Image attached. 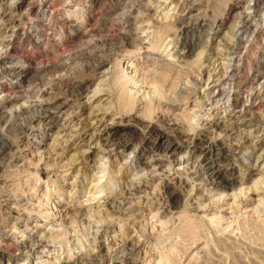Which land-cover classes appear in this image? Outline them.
Masks as SVG:
<instances>
[{
  "label": "rangeland",
  "instance_id": "obj_1",
  "mask_svg": "<svg viewBox=\"0 0 264 264\" xmlns=\"http://www.w3.org/2000/svg\"><path fill=\"white\" fill-rule=\"evenodd\" d=\"M21 1L0 0V21H5L11 14L21 18L20 26L15 32L16 46L14 45L11 54L21 59L28 71L12 94L18 100L0 104V245L3 250L24 254L26 264H54L52 262L56 258H59L56 259L57 264H67L75 256H79L80 260L86 263V256L93 249L96 252L93 264H112L113 261L115 264H126L127 256H131L141 264H264V107L258 111L259 116L253 124L247 127L252 137L249 144L236 148L234 155L232 154L235 157L232 161L236 163L235 176L241 174L249 177L242 187H256L260 190V195L256 201L251 202L249 211L239 208L233 212L217 213L211 210L206 212L210 214L209 218L202 217L205 212H196L195 203L192 202L198 199L209 203L218 200L221 196L227 199L231 190L228 195L227 191H215L205 180L201 169L195 173L189 168V164L179 165L184 159H188L190 153L187 151L177 152L171 158L177 157L171 167L167 166L166 161H163V164H166L172 176H175L174 173L179 166L182 168L187 166L189 169L185 170L189 171L190 182H186L183 178L186 182L182 183L183 187L182 184H175L176 186L169 184V180L163 183L155 180L151 188L155 191L156 197V194H167L166 189L174 192L167 199H161L160 202L155 199L158 202H151L152 207L155 208L154 212H150L148 203L146 206L150 210L135 211L134 209L141 203L137 195H132L133 198L114 199V207L118 209L127 206L126 212H105L101 205L111 200L110 192H119L123 188L119 183L120 178L125 181L126 188H132L139 182L149 181V172L142 169L134 152H130V147L116 156H98L95 162L89 164L78 161L75 167L67 170L68 165L66 167L64 163L66 157L60 158L59 154L62 152L61 147L65 140L74 133L76 125H71L70 128L73 122L66 120L58 126L48 128L51 116L59 117L60 111L55 106L47 107L48 101L53 102L56 97H62L65 104L61 110H66L65 116L71 117L79 111L86 100L90 104L89 102H92L96 96L105 97L106 94H101L103 90L99 91L100 89L105 88L112 93L113 84L111 86V82L101 81L103 76L100 71L103 69L92 71L91 66L96 65L94 59L117 57V52L120 53L124 49L121 39L129 35L143 38L141 49L133 52L135 62L141 65L147 55L144 53L146 50L157 52L159 55L165 53L169 39H173L172 45L178 46V50L181 46L191 44L194 51L191 52L189 62L199 56L203 59L199 58L201 60L192 66L189 77L193 78L189 80L194 79L195 81H191L199 83L200 75L205 72V66H208V62L204 60L207 54L219 49L218 47L228 48L224 49V52L231 48L235 49V46H238L236 36L238 30L242 32L241 36L247 34L249 38L251 35L249 29L247 31L244 29L245 26L242 27L244 19L235 20L231 15L236 11L240 15L249 13L247 8L255 0H23L20 6ZM259 1L261 4L264 3V0ZM233 7L235 11L232 10ZM243 10L245 14L241 13ZM197 18L201 19L198 21ZM262 25L260 34L257 35L258 41L256 37H250L249 44L245 43L241 46L242 51L250 48L249 62H251L249 70L247 69L245 73H250L258 50L263 51L264 22ZM2 26L0 29L3 28ZM26 26L29 29L36 26L35 28L45 34L47 40L37 44V36L34 35L30 39H23V34L29 30ZM6 34L12 33L10 31ZM220 37L227 45L217 46L215 38ZM182 41L184 43H180ZM125 48L135 49L129 46ZM223 57L222 60L225 59V63H228V56ZM121 66L125 67L123 70L129 71L126 63H121ZM91 76L93 80L89 88L85 86L83 90H77L76 86ZM142 79L135 85H129L133 93L144 82L147 83V80L142 83ZM205 79L206 74H203V80ZM261 81L263 83L264 79ZM195 83L190 84L191 91L195 92L190 100L198 99L201 104L192 103L191 109L188 108L186 111L193 126L199 127L203 116L207 117L211 107L207 104L202 105L207 99L204 90L206 88L201 84L196 87ZM250 83L249 80L245 85L234 84L231 86V91L241 88L243 94L242 91L248 89ZM150 84L149 86L153 85L152 81ZM144 87L147 88V85ZM96 92L98 94L93 96ZM79 93L81 95L78 97ZM227 99L225 96V99L220 101L222 111L228 105ZM176 104H173L175 108L170 109V112L173 115L183 114L181 108L187 105ZM45 108H48L47 112ZM158 110L157 113L161 112V108ZM182 114L178 115L179 118L183 117ZM224 114L225 112L220 116ZM131 116L134 120L131 119L133 123L128 122V125L133 124L138 127L130 135H133V140L137 141L143 135L140 128L148 123V119L143 120L142 117L132 114L126 119ZM123 127L127 128V126ZM255 128L260 133L254 132ZM121 134L123 133H118L115 137L122 138ZM259 138L263 139L261 144ZM74 144L75 142L72 143ZM225 153L227 155V151ZM228 159H222V163L230 162V158ZM259 165L263 172L253 174L252 171ZM159 173V170L155 171V174ZM185 174L183 176H186ZM92 182H97L98 185L92 188V191L104 189L103 192H99L100 194L96 193L95 197L94 195L90 197L92 191L88 192ZM157 182L159 184H156ZM235 186L238 188L239 184ZM148 196L154 195L149 193ZM192 198L196 199L192 200ZM137 201L139 204L135 205ZM185 204L188 206V212H173L177 207ZM79 205L85 207L88 205V207L80 213L75 212L74 209ZM96 208L99 211L103 210L95 211ZM188 223L196 226L194 237L183 231ZM127 231L133 234L134 241L139 239L142 246L139 253H134V256L128 253L130 244L127 240L130 234ZM9 237L10 240L15 238L25 245L19 247L5 245V239L9 240ZM100 242L104 244L101 252L96 251V245ZM39 244L41 245L36 251L28 247ZM156 257H160V261H155ZM0 263L4 264L1 258Z\"/></svg>",
  "mask_w": 264,
  "mask_h": 264
},
{
  "label": "bare ground",
  "instance_id": "obj_2",
  "mask_svg": "<svg viewBox=\"0 0 264 264\" xmlns=\"http://www.w3.org/2000/svg\"><path fill=\"white\" fill-rule=\"evenodd\" d=\"M22 1L20 2V6H22L23 4ZM175 1H179V0H175ZM236 7L238 6L236 5ZM247 9H248L247 12L249 13H246L245 10H243L241 11V13L244 12V14L245 13L246 14L240 15L236 11V13L234 12V15H231V17L233 19L235 18V20L236 19L238 20V18L244 19L242 23L244 25H242V27L245 26L246 28L244 29H246L247 31L249 29V34H251L249 38L256 37L257 39V35L260 34V31L263 26L262 23L264 22V12H263L264 3L261 4L259 0H255V2L251 6H249V8ZM232 10L235 11V8L233 7ZM198 19L199 18H197V20ZM20 20L21 18L19 19L14 14H11L9 18H7L5 21L3 20L0 21V26L3 25L2 26L3 28L0 29V63H1L0 65L1 66L0 67V104L4 102H8V101L16 102L18 100L17 98L13 97L12 94L14 91H16V88L18 87L17 85L19 84L20 81H22L26 77V74L28 72L27 69L25 68L23 61L21 59L13 57L14 55L12 56L11 54L14 49V45H15V36H16L15 32L18 30L20 26V23H19ZM224 24H225V20H224ZM35 27L30 28V29L27 27L29 30L26 31L25 34H23V39H30L32 35H34L35 37L37 36L36 43L42 44V42L47 40L46 36L40 29L35 28ZM10 31L12 34L10 35L6 34ZM238 32L239 33L236 34L238 46L234 45L236 47L235 49L231 48V50H225L224 52V49H228V48L218 47L219 49H216L214 51L212 50L210 54H207L205 56L204 60L208 62V66H205V69H204L205 72L204 73L202 72V74L200 75L201 78L199 77L200 78V80H198L199 83H195L191 81L194 79L189 80L190 78H193V77H189L190 76L189 73L192 72L190 71V69H192L193 68L192 66H194L197 62H199V60L203 59L202 57L199 56L194 61L189 62L191 58V54H192L191 52L194 51L192 49L191 44H189V46L188 44L181 46L180 50H178L177 49L178 46L172 45L173 39H169V41L166 43L165 53H160L159 55V53L157 52H153V51L151 52L150 50L148 51L146 50L144 53H147V55L144 57L145 60H144L143 65H141L135 62L136 59H135L134 53L141 49L140 46L143 43V38L135 37L134 35H133L134 37L132 35L125 36L123 37V39H121L124 49L121 50L120 53L117 52V55H118L117 57L113 56L115 57L114 59L111 57L94 59V61L96 62V65L91 66L92 71L98 70V68L103 69L100 71L103 76V79L101 81L104 80V82L106 81L107 83L109 81V83L111 82L110 83L111 86L113 84L112 93L110 92V90L108 92V90H106L105 88L100 89L99 91L103 90L102 91L103 93L101 94H106L105 97L102 98L101 95L96 96L92 100V102L91 101L89 102L90 104H88L87 103L88 100H86V102L82 104L79 111L71 117H66L65 114L67 111L61 110L65 104L62 97H58V98L56 97L53 100V102L52 100L47 102V107L55 106L56 108H59L58 110L60 111V114L58 115L59 117L55 118V116H51L50 125H49L50 127L48 128H52L53 126H56V125L58 126L59 123H62V122L64 123V121L66 120H68V122H71V123L73 122V124H70V128H71V125L73 126L76 125L75 127L76 129H74V133L70 135V138L65 140V143L62 145V147L61 145L59 146V148L60 147L62 148V152L59 154V156L60 158L66 157L65 158L66 160L64 163L66 167L68 165L67 170H70L71 168L75 167L76 166L75 164L78 161L80 162L85 161V163L89 164L91 162H95L98 156H102V155L116 156L119 152L121 151L124 152L130 147L131 149L130 152H134V156L137 158L138 162L142 166V169L146 170V172H149L148 174V176H150L149 181L146 180L143 182H139L135 184L132 188H126L124 185L125 181L120 178L119 183L123 185L122 186L123 188L119 192H114V193L110 192L111 200L110 201L107 200L105 201L104 204L101 205V207H104L105 212H112V213L113 212H119V213L126 212L127 206H122V207H119L118 209H116L117 207L116 208L114 207V204H113L114 199L121 198V197L131 198L132 195H137L136 197L139 198L137 199L141 202L139 204L137 201L135 205L139 204L140 206L135 208L134 209L135 211L137 210L138 212V209H139V211L144 212L150 208L151 209V210L149 209L150 212H154L153 210L155 208L152 207L153 205H151V202L153 203L158 202L156 200H159L160 202L161 199H164V198L167 199L169 198V196H171L172 192L174 191L170 192V190L166 189L167 194L165 193L164 194L161 193L162 195L156 194L157 195L156 197L155 191H153V189L151 188L152 183L155 180H158L159 182L162 181L160 183H163L169 180L168 183L169 184L172 183V185H175V184L181 185L182 183L190 182L189 181L190 175H188L189 171L186 172L185 170L186 168L187 170L189 168L192 169L195 173H197V171H200L201 169L202 171L201 173H203L205 180L211 186V189L215 191L217 190H220L223 192L227 191V195H228L229 191L231 190L230 191L231 193L228 195L227 199L226 197L221 196L219 197L218 200H215L212 202L209 201V203H204V201H200L196 198H192V200L196 199L194 200V202H192V203H195V207H194L195 211L205 212L203 213L202 217L209 218L208 215L210 214L209 213L206 214V212H211V210L212 211L214 210V212H217V213L218 212L220 213L221 212H233L236 209L239 210V208L243 209L244 211H249V206L251 202L256 201V198L258 199V196L260 195L259 189L257 190L256 187L253 188L249 186L242 187L243 183L249 180V177L243 176V175L241 176V174L239 175L237 174V177L235 176L234 165H236V163L232 161V159H235V157H233L232 154L234 155L233 152L236 148H241L244 145L246 146L247 143L249 144V141L251 140L250 138L252 137H250L247 127H249L250 124H253V121L256 120L257 116H259L258 111H261L262 108L264 107V82L262 83L261 81L262 79H264V46L262 48L263 51L258 50V53L255 57V61H253L254 64L251 66L250 73H245L247 69L249 70V63L251 62V61L249 62L250 48L249 50L246 49L242 51L241 46L245 43L249 44L250 41H249V38L246 36L247 34L245 36L244 35L241 36L242 32H240L239 30ZM222 40L223 39L221 37L215 38L217 46L226 44ZM180 43H184V41ZM126 46H129L135 49L128 50L125 48ZM239 46H240V49H239ZM223 56H228L227 58L228 63H225V59L224 61L222 60L224 58ZM94 58H97V57H94ZM121 63H124V64L126 63V66H127L126 68L129 69V71L125 69L123 70V68L125 67L121 66ZM184 68H187V69H184ZM203 74L204 75L206 74L205 80H203ZM141 79H142V83L143 81L147 80V83L149 84L147 83L145 84L144 82V84L142 85L143 87L140 86L133 93L130 90L129 85L130 84L135 85L137 82L141 81ZM92 80H93V77L91 76L89 79L83 82H80L79 85L76 86L77 90L79 89L83 90V87L85 86L89 88V85L92 82ZM188 80L191 81L190 84L195 83L196 87L200 86L199 84H201V86L203 85L204 88H206L204 90L206 91L205 96L207 99L203 101L202 105L207 104V106L209 105L211 107L208 111L207 117L204 118L203 116L202 121L199 124L200 125L199 127L197 125L193 126V124L190 121V117L187 114L188 112L186 111L188 110V108L189 110L191 109L190 106L192 103H194V105L201 104L200 100L198 99L190 100L194 96L195 92H193L194 90L191 91L192 89L190 87ZM249 80L251 81L250 86H249L250 89L248 87V89H246L245 91H242L244 92L243 93L244 95L241 94V91H240L241 88L234 89V90L232 89L233 91H231L232 85L233 86L234 84L239 85V83L245 85L249 83ZM151 81L153 85L149 86L151 85L150 84ZM144 85H147V88H145L146 86L144 87ZM258 85H261V86H258ZM253 86H256V87H253ZM192 88L194 87L192 86ZM96 94L98 93L97 92L94 93L93 96H95ZM80 95L81 94L79 93L78 97ZM225 96H227L228 98L227 99L228 105L226 104L227 105V107L225 105L226 109L222 111L221 110L222 107L220 106V101L225 99ZM90 97L92 96H89V98ZM228 101L230 102L228 103ZM173 102L177 103L176 105L178 104L187 105L184 108H181L183 114L185 113L186 115H183L181 113L183 117H180V118L179 116L181 114H178L179 116L173 115L170 112L171 111L170 109H173L174 107L173 104H175ZM222 103L224 104L225 102H222ZM160 108H161L160 110L161 112L157 113L159 111L158 109ZM45 109H46L45 112H47L48 108H45ZM137 112H139V114H137ZM223 112H225V114L220 116V114ZM52 113L54 112H51V114ZM131 114L136 115V117H142L143 120L148 119V123L146 125H143L142 127L140 126L141 127L140 131L142 132L143 135L137 141L136 140L134 141L133 135H130V134H132V132H134L138 126L136 127L133 124L128 125V122L133 123L131 122L132 116L131 118L126 119L127 116ZM174 114H177V113H174ZM123 126H127V128L124 129L125 127ZM62 127H64L63 124H62ZM254 132H259V131L257 130V128H255ZM118 133H123L121 134V136L123 135V137L122 138L121 137L117 138L118 136L115 137ZM263 139L259 138L260 144L262 143ZM73 142H75L74 145H72ZM51 144L53 145V143ZM101 146H103V148ZM179 151H182V152L187 151L190 153L188 159H184L183 162H180V163L178 162L179 165L186 163V164H189L190 167L188 168L186 166L185 168V166L183 165L184 167L182 168L179 166L177 168V171H175L174 173L175 176L174 175L172 176L169 169L166 168V164H168L167 165L168 167H171L172 163L175 160H177V157L176 158L174 157V159H171V158ZM226 151H227V155L225 153ZM228 158H230V162L222 163V159L225 160ZM163 161H166L167 163L163 164ZM156 170H159L160 173L155 174ZM261 171H262V167L259 165V167L256 170H253L252 172L253 174H256ZM63 174L64 173H62V175ZM183 174H185L186 176H183ZM183 178H185L186 182L184 181ZM91 181L92 180H90V183ZM159 182H157L156 184H159ZM237 183L239 184L238 188H236L235 186ZM183 185L184 184H182L181 186ZM96 186H98L97 182H94V183L92 182V186L88 192H91L92 188ZM153 188L155 189L156 187H153ZM151 189H152V192H151ZM103 190L104 189L101 188L99 191L97 190L92 191L91 193L92 195H90V197L93 195L95 197L96 193L103 192ZM149 193H152L154 196L149 197L148 196ZM145 200H146V203H145ZM233 202L234 203L237 202V204L235 203L236 205H234ZM147 203L150 204L149 208H147L148 206H146ZM236 206H238V208ZM87 207H85L84 205H79V206H76L74 211L80 213L81 211L85 210ZM99 207L100 206H98V208ZM255 207L257 208V206ZM187 208L188 206L185 204L184 206L177 207L176 210L173 212H188ZM102 210L103 209H101L100 211ZM95 211H99V210L97 209ZM195 227L196 226L192 225L191 223H188V225H185V229L183 231L188 232L187 234H190L192 235V237H194V235H196V233H194L196 231ZM129 234H128L129 236H128L127 242L130 244V248H129L130 251L128 253L129 254L132 253L133 255L134 253L136 254V252L141 250L142 246H141L139 239L138 241H134L135 239H134L133 234L131 233ZM11 240H10V237H9V240L5 239L4 244L8 246L14 245L15 247L17 246L19 247L20 245L21 246L25 245V244H22L21 241L15 238H12ZM40 245L41 244H39L38 246L28 245V247L30 250L36 251L40 247ZM96 247H95L96 251H99V252H101V250L103 251L102 249L104 248L103 242H100L98 245H96ZM3 249L4 248H2V246L0 245V258H1L2 263L4 264H26L27 263L24 258L25 256L23 257L24 254L22 255V253H17V252L12 253L10 251H4ZM94 251L95 249H93L92 252L88 253V255L86 254L87 255L86 263L82 262L79 256L77 257L75 256L76 258L74 257L70 259L67 264L69 263L70 264H93L94 256L96 253ZM56 259H59V258H56ZM56 259L52 263L57 264ZM159 259L160 257L159 258L156 257L155 261ZM159 261H157V263ZM164 261H165V257H164ZM126 262H125L126 264H141L140 262L133 260L131 256H127ZM112 264H115L114 261L112 262Z\"/></svg>",
  "mask_w": 264,
  "mask_h": 264
}]
</instances>
